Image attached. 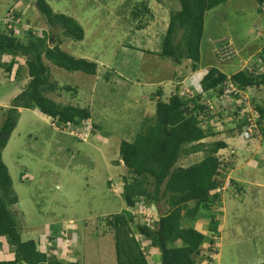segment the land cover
Here are the masks:
<instances>
[{
  "label": "rangeland",
  "instance_id": "obj_1",
  "mask_svg": "<svg viewBox=\"0 0 264 264\" xmlns=\"http://www.w3.org/2000/svg\"><path fill=\"white\" fill-rule=\"evenodd\" d=\"M47 1L54 12L66 13L84 29L85 37L80 41L66 37L61 31L56 32L54 37L60 35L63 39L61 47L76 57L99 63L98 74L92 76L83 72H70L47 62L50 68L49 87L52 84L60 87L59 96H55L61 103L87 108L91 118L85 123L90 124L91 128L88 130L82 127L84 131L78 132L73 130L71 134L76 135V141H73L70 132L67 133L69 136H65L67 139L60 138L61 129L51 124L46 126L40 120L41 115H36V110L23 113L5 153L8 166L13 168V175L16 174L15 168L23 174L28 173L22 177L26 185L22 184L21 190L18 189L19 203L11 205V209L21 224L26 223L24 239L35 238L40 241L41 249H45L47 237L61 228L68 240L59 238L58 247L61 250L56 248L54 253L60 252L65 259L81 264H117L115 229L109 222L115 218V214H127L124 186L133 179L127 167L122 162L117 163L121 141L135 137L144 118L154 114L159 99L167 102L171 95L187 87L197 93L201 91V80L210 66L206 63H215V57L217 60L212 48L216 47L215 42L222 33L219 26L222 22L233 27L229 37L224 38L231 46L255 52L258 46L264 45V9H261L257 0H230L210 12L205 37L206 40L210 39L211 49L208 46L205 62L201 63L199 70L193 71L189 60L176 64L172 58L158 54L162 50L170 12L180 8L179 0ZM35 3L36 0H0V24L8 21L6 18L9 13L17 9L23 13L20 27L24 29L16 30V34L24 42L28 39L24 34L27 31L26 25L36 33L49 32L50 26ZM224 44L222 41L219 47ZM241 44L243 46L240 47ZM242 51L238 54L236 49H230L227 53L231 61L220 65L221 69L229 75L246 67H251L252 71L254 64L257 71L263 70L261 64L256 63L257 54L251 57L250 53ZM128 52L135 54L133 61L136 71L133 76L139 78L138 81L124 79L119 69L120 64L130 57ZM138 53L141 57L137 56ZM227 53L224 54L225 58H228ZM221 56L219 54L218 58ZM237 57L240 62L241 57L248 58L250 62L242 67ZM16 60L11 72L0 69V95L10 92L8 86H5L8 85L7 81L17 83L9 84L15 87V94L9 98V102L20 94L29 81L27 73L22 81H15L16 69L25 65L24 57L19 56ZM20 77H23L22 73ZM154 79H160L159 84L149 85ZM159 89L162 94H158ZM251 96L264 107V88L252 92ZM224 111L221 118L216 115L208 125L205 124L214 129L216 135L203 140L205 146L200 151L181 156L176 167H188L201 161L207 154L204 148L207 149L216 141H226L228 148L219 149V160L228 164V175L235 167L248 178L238 189L230 187L232 183L226 181L228 175L218 176L217 180L222 181L224 178V181L218 187L220 191L216 190L215 193L221 200V189L227 186L228 191L223 194L227 198L225 213L229 210V217L234 216L238 220H229L222 229L224 208L222 203H215L209 212L200 214L202 218L192 219L191 223L186 219V223L194 224L208 235L206 245L204 243L198 256L199 264H264V234L258 242L254 238L251 240V231L246 227L250 211L255 206H264V155L260 154L264 153V119L260 124L255 121L258 125L256 133L247 137L243 133L245 125H242L243 129L240 128L241 120L229 116L227 110ZM2 118L3 115L0 124ZM91 160H96L95 167L100 168L98 173L91 172ZM251 162L259 167H247L246 163ZM107 181L111 182L109 186ZM150 189L152 191L154 186L151 185ZM137 205L141 207L136 206L132 210L133 227L146 222L152 224L153 220L159 218L160 212L165 213L169 209L165 201L160 206H154L153 203L151 206L142 203ZM194 206L195 203L191 202L188 207ZM212 218L216 219L219 228L223 230L219 261L213 260L214 249L218 247L216 242L211 243V239L217 240L218 235L209 226ZM137 237L140 238L138 234ZM145 246L146 243H143ZM208 246L214 249L208 250ZM12 252L6 238L0 236V260L11 259ZM146 256L150 264H161L159 249L152 248Z\"/></svg>",
  "mask_w": 264,
  "mask_h": 264
},
{
  "label": "trees",
  "instance_id": "obj_2",
  "mask_svg": "<svg viewBox=\"0 0 264 264\" xmlns=\"http://www.w3.org/2000/svg\"><path fill=\"white\" fill-rule=\"evenodd\" d=\"M228 1L230 0H179L180 8L170 12L162 50L158 54L172 58L176 64L190 60L192 70H198L207 55L208 40L205 37V26L208 14ZM257 1L262 9L264 0ZM35 4L50 26L49 32L36 33L35 30H28L24 32L28 38L24 42L17 36L16 28L9 27L6 21L0 24V69L11 72L15 67L16 58L21 56L26 60L25 65L18 66L16 75L19 77L21 73H27L30 77L24 90L13 98L7 109H3L0 124V236L6 238L13 250L12 258L0 260V264H81L65 259L60 252H53L59 248V238L68 240L61 228L57 233L47 237V243L44 242L45 249H41L40 241L35 238L24 239L26 223L21 224L11 209V205L19 203V197L13 176L4 161L3 150L17 126L19 108L38 109L42 114L50 116L51 125L61 129L60 138L67 139L65 136H69L67 133L71 134L73 130L84 131L82 127L88 130L91 128L90 124L85 123L91 118V112L87 108L57 102L47 95L46 86L50 74L47 62L70 72H83L92 76L97 75L99 70L97 61L68 53L61 47L63 39L60 35L54 37L56 32L61 31L75 41L83 40L85 37L83 27L66 13L54 12L47 0H36ZM14 14L19 18L23 13L16 9ZM14 26L21 28L17 23H14ZM219 26L222 28L220 39L229 37L233 30L232 25L227 26L226 22H222ZM204 39L206 42H203ZM130 48L134 49L132 46ZM229 50L230 47L226 46L212 49L217 60L215 57L213 58L215 63H206L210 66L201 80V91L197 93L192 89L185 96L176 93L167 102L159 99L154 114L144 118L142 127L136 132L135 137L132 140L121 141L120 159L117 163L122 162L133 179L124 186L123 196L128 206L127 214H115V218L109 222L115 229L117 264H150L146 255L151 253L152 248L159 249L161 264L200 263L198 256L208 240V235L194 225H185L184 220L189 219L190 223L202 218L200 214L209 212L219 199L215 192L222 181L216 177L226 176L230 169L227 163L219 160L217 153L219 149L225 148L227 143L221 140L210 144L207 149L204 148L207 150L206 156L191 166L176 167V163L181 156L200 151L205 146L203 140L216 135V131L207 125L211 119L216 118V115L221 118L225 111L218 109L212 113L209 102L221 97L227 81H233L241 90L251 88L261 90L264 87V45L258 46L259 52L256 53L258 55L256 63L261 64L262 71H257L254 64L252 71L251 67H246L229 75L219 67V64H229L231 61L227 53ZM244 51L246 50L242 52ZM225 53L228 58H225ZM219 54L222 56L218 58ZM6 57L9 58L5 59ZM237 60L240 63L239 57ZM161 89L158 90V94H162ZM254 98L252 97V101L260 113L258 120L260 124L264 119V107ZM237 114L238 111L229 116L237 118ZM241 122L240 128L243 129L245 121ZM71 137L76 141V135ZM151 185L154 186L152 191ZM162 201L169 205L168 211L160 212L159 218L153 220L152 224L146 222L132 226L134 217L132 210L138 203L148 206L153 203L154 206H160ZM191 202L195 203L193 208L188 207ZM209 224L211 230L219 231L215 218H212ZM143 243H146L145 247ZM211 243H215L214 239H211Z\"/></svg>",
  "mask_w": 264,
  "mask_h": 264
},
{
  "label": "crops",
  "instance_id": "obj_3",
  "mask_svg": "<svg viewBox=\"0 0 264 264\" xmlns=\"http://www.w3.org/2000/svg\"><path fill=\"white\" fill-rule=\"evenodd\" d=\"M263 9H264V7H263ZM206 33V32H205ZM259 33L260 34H262V32L261 31H259ZM205 38V37H204ZM225 39H217L216 40V42H215V46L216 47H213V48H217L218 46H219V43H221L222 41L223 42H225V44H224V46H226L227 48L228 47H230V49H232V48H234V49H236L237 50V53L239 54V52H241L242 50H243V47L242 48H239V47H236L235 45H234V47L233 46H231L229 43L226 45V41H224ZM215 41V40H214ZM203 42H206L205 41V39L203 40ZM209 42H210V39L208 40V46L209 47H211V45L209 44ZM212 48V49H213ZM239 48V49H238ZM260 49H262V48H260ZM259 50V49H258ZM257 50V48H256V50H255V52H253L252 50H250V49H248V50H246V52H243V53H250L251 54V57H254L255 56V54L257 53V52H259ZM140 53V52H139ZM137 54V56H140L141 54ZM142 53V52H141ZM130 56V57H129ZM135 56V54L134 53H130V52H128V57L130 58H128V59H126L124 62H122L121 64H120V66H119V69H120V71L123 73L122 74V77L124 78V79H129V80H136V81H138L139 80V78H137L136 76H133V74H134V72L136 71V65L134 64V61H133V57ZM141 57V56H140ZM160 57V56H159ZM162 57V56H161ZM243 57H241V60H242V62H240L241 64V66L242 67H244V66H246V65H248L249 64V60H248V58H244V59H242ZM129 60L131 61V62H129ZM26 61V60H25ZM244 61H245V63H244ZM226 62V61H225ZM244 63V64H243ZM25 64V63H24ZM221 65H224V64H221ZM118 66V65H117ZM219 67H220V64H219ZM221 68V67H220ZM199 70V69H198ZM16 71H17V69H16ZM204 71V70H203ZM15 74H16V72H15ZM14 74V75H15ZM23 74V77H17V75H15V81H22L23 80V78H25V74L26 73H22ZM125 75H129V77H127V76H125ZM167 77V76H166ZM20 78V79H19ZM27 79H29L30 80V77H29V75H28V77H27ZM159 80L160 79H158V80H151L150 82H149V85H156V84H159L158 82H159ZM29 82V81H28ZM27 82V83H28ZM10 83H12V84H14V85H16L17 83H13V82H11V81H7V84L8 85H5V86H8L7 88L9 89V93H4V94H1L0 95V118H1V116H2V114H3V109H7L9 106H10V103L12 102V101H10L9 102V98H11L14 94H13V91L15 90V87H13V85H9ZM0 85H2V84H0ZM27 85V84H26ZM26 85H25V87H26ZM47 89H48V91H47V95L48 96H50V97H52L54 100H56L57 102H61L60 100H58V97H56L55 95L57 94L58 96H59V94H58V92L60 91V87L57 85V84H52L50 87H49V83L47 84ZM24 90V89H23ZM22 90V91H23ZM21 91V92H22ZM20 92V93H21ZM9 96V97H8ZM14 97H16V96H14ZM13 97V98H14ZM164 100V99H163ZM69 104H72V103H69ZM20 109V111H19V115H20V117H19V119H18V123H19V121H20V119L22 118V115H23V113L26 111V110H36L35 111V113H36V115L38 116L39 114L41 115V119H40V117H38L40 120H42V121H44L45 123H46V126H48V124L50 125L51 124V120H52V118L50 117V116H47V115H45V114H42L38 109H25V108H19ZM42 117L44 118V119H42ZM18 123H17V126H16V128H15V130H14V132H13V134L11 135V137H10V139H9V142H8V144H7V146L4 148V150H3V158H4V161H5V163L7 164V166H8V163H7V161H6V159H5V153L8 151V148H9V145H10V142H11V140H12V138H13V136H14V134H15V132L17 131V128H18ZM119 149H120V147H119ZM261 155L263 154L264 155V153H260ZM92 159V158H91ZM92 162H93V168H92V170H91V172H95V173H98L99 171H100V168H98L97 166L95 167V164H97V162H96V160H91ZM246 165H247V167H251V168H253V167H259L257 164H254V163H250V164H247L246 163ZM9 167V170H10V172H11V174H12V176H13V179H14V184H15V188H16V193L19 195V190H21V188H20V185H22V184H24L25 182L22 180V177H25V176H27L28 175V173H26V174H23L24 172H22V171H20V170H18L17 168H15V175H13V168H11L10 166H8ZM235 168V167H234ZM233 168V171L232 172H230V175H228V179L226 180V181H228V182H231L232 184V186H230L231 188H238L239 189V187L241 186L240 184L242 183V182H245L247 179L246 178H248L247 176L245 177L244 176V173H241L240 172V169H234ZM90 172V173H91ZM17 176V177H16ZM50 178H51V176H50ZM49 178V179H50ZM224 181V180H223ZM44 182H46V181H44ZM250 182H253V180L252 179H250ZM108 183H110L109 181H107V185L109 186V184ZM257 183H259V182H257ZM260 185H261V183H259ZM24 185H26V184H24ZM243 188V187H242ZM19 189V190H18ZM237 189V191L239 192V190ZM221 190H223L222 191V198H221V200L218 202V203H222V205H223V208H224V217L222 218V225H221V228L223 229V227H224V225H226L227 223H228V221L229 220H231V221H236V220H238V218H236V217H234V216H232V217H229V210L225 213V210H226V206H227V198L225 197L224 198V192H227L228 191V188H227V186L225 185L224 186V188L223 189H221ZM240 194H241V192H240ZM247 218H248V224H247V230H249V231H251V233H250V239L252 240L253 238H254V240L255 241H259V239H260V236L261 235H263L264 234V232H263V230H264V206H255L251 211H250V214L247 216ZM184 223H185V225H187V226H192V225H194V224H188V223H186V220H184ZM191 223V222H190ZM238 227V226H237ZM202 231H204V232H206L205 230H202ZM222 231L223 230H221L220 228H219V231L217 232V235H218V239L217 240H215V242H216V244H217V247H218V249H214L213 247H209L208 246V250L209 249H214V259L213 260H215V261H219L220 260V258H221V253H220V247L219 246H221V244H222V239H223V234H222ZM237 236H239V234L237 235ZM237 239V238H236ZM236 239H235V241H234V243H236ZM205 245H206V243H205ZM2 252V251H1ZM239 255V254H238ZM209 256V255H208ZM216 256V257H215ZM1 260H5V259H1Z\"/></svg>",
  "mask_w": 264,
  "mask_h": 264
},
{
  "label": "built area",
  "instance_id": "obj_4",
  "mask_svg": "<svg viewBox=\"0 0 264 264\" xmlns=\"http://www.w3.org/2000/svg\"><path fill=\"white\" fill-rule=\"evenodd\" d=\"M14 10H12L9 15L7 16L6 21L7 24H9V27H14L16 30H22L14 26V23L21 24L20 17L16 18V15L14 14ZM29 30L28 25H26L25 30ZM226 88L224 93L221 95L220 98H216L213 100H210L209 104L212 109V113H215L222 110H227L228 114H233L238 111L237 119L238 120H244V130L243 133H246L248 136L251 137L252 135H255L256 129H258V125L255 123L258 122L260 118L259 111L255 108L253 101H252V92L257 91V89H247V90H241L239 89L233 81L229 80L225 84ZM190 89L183 88L179 91V94L181 96H185L190 93ZM220 105V106H219ZM235 117V116H231Z\"/></svg>",
  "mask_w": 264,
  "mask_h": 264
},
{
  "label": "clouds",
  "instance_id": "obj_5",
  "mask_svg": "<svg viewBox=\"0 0 264 264\" xmlns=\"http://www.w3.org/2000/svg\"><path fill=\"white\" fill-rule=\"evenodd\" d=\"M235 54H236V53H235ZM189 61H190V60H189ZM190 62H191V61H190ZM185 80H186V79H185ZM185 80H184V81H185ZM263 88H264V87H263ZM263 88H262V89H263ZM182 89H183V88H182ZM178 93H179V92H178ZM171 96H172V95H171ZM171 96H170V97H171ZM170 97H169V98H170ZM164 101H165V100H164ZM225 148H228V147L226 146ZM221 149H223V148H221ZM218 158H219V157H218ZM227 175H228V174H227ZM223 177H225V176H223ZM223 180H224V178H223ZM223 180H222V181H223ZM110 184H111V182H110ZM223 188H224V187H223ZM218 191H220V189H219V188H218ZM219 201H220V200L218 199V200H216V202H215V203H218ZM215 203H214V204H215ZM138 206H140V207H141V205H138ZM211 208H213V205H212V207H211Z\"/></svg>",
  "mask_w": 264,
  "mask_h": 264
}]
</instances>
